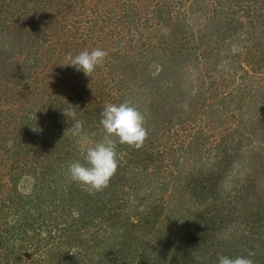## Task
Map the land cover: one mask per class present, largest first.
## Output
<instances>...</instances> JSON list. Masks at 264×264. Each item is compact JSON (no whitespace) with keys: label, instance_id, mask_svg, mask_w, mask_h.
I'll return each mask as SVG.
<instances>
[{"label":"trees","instance_id":"obj_1","mask_svg":"<svg viewBox=\"0 0 264 264\" xmlns=\"http://www.w3.org/2000/svg\"><path fill=\"white\" fill-rule=\"evenodd\" d=\"M97 47L108 55L90 77L64 65L68 54ZM254 69L264 71V0H0V264H155L138 229L184 200L195 208L160 264L249 252L264 264V109L244 121L255 110L241 104L264 97ZM125 99L144 113L147 138L139 148L117 143L108 187L85 191L67 166L103 138L104 105ZM67 103L83 122L80 137L61 113ZM188 123L201 125L195 141L159 150ZM207 149L211 162L192 155ZM186 162L188 172L159 180ZM154 183L172 203L157 204ZM143 189L155 217L134 223L124 207Z\"/></svg>","mask_w":264,"mask_h":264},{"label":"clouds","instance_id":"obj_2","mask_svg":"<svg viewBox=\"0 0 264 264\" xmlns=\"http://www.w3.org/2000/svg\"><path fill=\"white\" fill-rule=\"evenodd\" d=\"M107 55V51L99 47L85 49L75 55L68 54L64 65L90 77L96 68L103 64ZM61 113L65 118L74 121L68 129L70 135L82 136L83 122L76 118V107L67 103ZM145 123L144 113L132 99H125L120 103H106L99 120L103 138L85 149L82 161L75 160L68 164V179L88 192H98L108 187L118 168L116 144L141 147L148 135ZM252 255L251 252L235 257L218 254L217 264H254Z\"/></svg>","mask_w":264,"mask_h":264},{"label":"rangeland","instance_id":"obj_3","mask_svg":"<svg viewBox=\"0 0 264 264\" xmlns=\"http://www.w3.org/2000/svg\"><path fill=\"white\" fill-rule=\"evenodd\" d=\"M78 26H79V24H78ZM79 28H80V32L84 29L82 27H79ZM248 74L252 77V82L255 85H257V87H264V71H257L256 69H254L252 71H248ZM217 82H219V80H217ZM65 86H67L65 88H68V89L70 88L69 85H65ZM60 87H63V86H60ZM106 93H108L107 90H106ZM222 94H226V93H223V89L218 91L216 93V96L222 95ZM72 95H73V93H72ZM208 96H207V99H208L209 108H210V106H213V103H210L211 100L209 99L210 97H208ZM216 96H214V97H216ZM220 98H219V100H220ZM257 98L258 99L255 100L256 104L253 103L254 100L251 101L247 97L245 98V100L243 102H241L242 106L245 109L248 108V109H254L255 110V113H253L254 115L252 114V112L245 114L244 119H243L244 121L248 120V118H250L251 116L252 117L255 116L256 120H258V117L262 114V112H260L259 110L264 109V97L259 95ZM254 104H255V106H254ZM259 105H262V106H259ZM220 108H222V106ZM204 109H205V107H204ZM195 111H196L197 117L201 118L203 120L202 111L199 110L197 107H195ZM227 115L229 116V113H227ZM204 121H205V119H204ZM225 121L229 122L227 126H229L230 129H235L236 124L234 122H236V121L230 120L229 117H226ZM230 122H232V125ZM200 124L202 125L203 122H201ZM200 124L198 123L197 125L193 126V124L188 123L184 127H176V129L174 130L173 138H171L168 141H166V140L160 141V142L158 141L159 144L161 145V146L159 145V150L161 149V151H163L162 147L164 146V144H165V146L169 145V146H173L176 149H178L181 144H183V143L186 144L190 139L191 140L193 139L195 141V139L197 137L194 135V133L196 130L200 129V127H199ZM202 129H205V127ZM199 133H200V131H199ZM209 139L212 142V144L211 145L207 144L206 148L207 147L209 148L210 146H212L214 144V142H216V139L214 137L209 138ZM249 149L250 148H248V147L243 148V151H246ZM207 150H199V152H198V150L197 151L193 150L192 155H194V156L198 155L197 158L198 159L202 158L203 162H206L207 158H209V159L211 158L210 159V162H211L213 160L212 154H211V151L209 149H207ZM201 153H203V154H201ZM166 156H167V154H166ZM198 159L195 158L194 161H192V162H195V161L197 162ZM168 160H169V158L166 159L167 162H169ZM190 165L191 164H189L187 162L185 163V165L182 168L181 167L178 168V166L171 168L169 165V167H167L169 169H166L165 171L167 173L168 170H170L173 172V174H172V176H168V179H170L174 175L176 177L180 173L185 174V171H187V172L189 171ZM169 174L170 173L165 174V172L164 173L162 172V175H161L159 180H163V182L164 181L166 182L167 177L164 179V177H165L164 175H169ZM152 179H157V175H152ZM26 185H27V183L21 181L19 183L20 190H23V192L28 191V188ZM150 186H151V188H153V191H155L157 194H161L160 196H162V198H163L161 201H158L157 204L163 203V204L167 205L169 201L171 202L170 198H168V194L164 193L158 189L159 185L156 186V184L154 183L153 185H150ZM169 191H170V193H172V190L168 186L167 192H169ZM151 192H150V189H143V190L139 191L137 195H134V196L132 195L130 202L128 204H126V206L124 207V210L125 209H126V211L129 210L130 220L132 222L143 224L140 221V220H142V218L143 219L145 218V219L152 221L153 220L152 218L155 217L153 210L147 206V204L151 202V195H150ZM153 194L155 195L154 192H153ZM177 196H180V195L175 194L174 198H176ZM192 200H194V199H191V203L193 204ZM183 202H184V204L181 205V207H179V209L177 210L178 212L171 214V215L167 214L168 216L161 215L155 224L148 226L149 222H147V224H145V227L144 226H143V228L139 227L138 233L139 234H141L143 232L145 233L143 243L145 242V245H148L147 253H148V257L150 258L148 262L152 261V263L160 264L161 256H162L160 254V253H162L161 250L166 252L168 249H175V246L179 243V241H180V239H179L180 225L185 220V218L190 216L189 213H186L187 210L194 206V204L192 206H190V203H188V202L186 203V200H184ZM196 206H197V203H196ZM193 208H195V207H193ZM92 249L95 251L96 248L93 247ZM140 251H142V250H140ZM88 256L90 258H92L93 254L92 255L90 254ZM99 258L100 257H98L96 260L95 259H85L84 261L93 263L94 261L96 262ZM128 261H129V259L117 258L112 262V264H124V263L128 264Z\"/></svg>","mask_w":264,"mask_h":264}]
</instances>
